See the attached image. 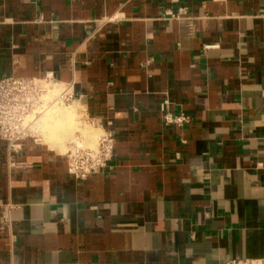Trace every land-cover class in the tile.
I'll use <instances>...</instances> for the list:
<instances>
[{"label": "crops", "instance_id": "0c3cea01", "mask_svg": "<svg viewBox=\"0 0 264 264\" xmlns=\"http://www.w3.org/2000/svg\"><path fill=\"white\" fill-rule=\"evenodd\" d=\"M11 76L71 86L116 144L77 180L0 139V264H264V0H0Z\"/></svg>", "mask_w": 264, "mask_h": 264}, {"label": "built area", "instance_id": "2783aa9c", "mask_svg": "<svg viewBox=\"0 0 264 264\" xmlns=\"http://www.w3.org/2000/svg\"><path fill=\"white\" fill-rule=\"evenodd\" d=\"M170 15L174 17L175 14ZM51 82L60 84L52 77L38 80L11 76L0 81V139L8 143L12 152L20 151L23 142L28 139H33L36 142L41 140L34 125L38 117L54 103L47 99L49 90L46 85ZM63 86L65 91L55 99V103L65 105L74 102L73 88ZM86 121L94 126L93 122ZM190 122L191 117L187 114L173 115L168 112L164 116L166 126L184 128ZM115 144L116 138L111 132H104L99 136L96 149L83 146L78 142H70L69 173L77 180H86L93 175L102 173L109 168L114 157ZM228 264L262 263L256 260H243L232 261Z\"/></svg>", "mask_w": 264, "mask_h": 264}, {"label": "rangeland", "instance_id": "374dc122", "mask_svg": "<svg viewBox=\"0 0 264 264\" xmlns=\"http://www.w3.org/2000/svg\"><path fill=\"white\" fill-rule=\"evenodd\" d=\"M50 85H51L50 83L47 85L48 86V89H51ZM57 87H58V89L57 90L55 89L56 92L55 91H52L51 92V90L49 91V95H48L49 97L47 99H49L50 101L54 102L49 107L50 109H52V107H59V106L64 107V108L66 107L65 109H73V106L74 107L76 106L77 108L80 107L79 106L80 103L75 102V101L74 102L67 103L65 105H60L58 103H55V99L61 94V91H62V87L63 86H58L57 85ZM54 92H55V94H54ZM49 108H48L47 111H45L41 115V119L39 120L38 125L36 126V132H38V135L41 138V140H43L44 144H47V145L50 144L51 146H53L52 148H55V151L54 152H56V150H57V151H60L62 153V155H65L66 152H69V149H68L69 146H68V144L70 142H72V141H77V139L80 138L79 141H77V142H79V143L81 142L82 143L81 145L86 146V147H89L91 149H96L97 144H98V138L101 135V132H100L99 129H96L94 126L90 125L85 120V115L83 113H81V112L76 117L77 119H75L76 120L75 122L78 123V128L76 127V129H74V127H73L74 122L73 123H70V124H68L69 125L68 126L69 128L66 131V133H68L67 134L68 136L66 138L62 137V139H60L59 136H62V134H64V133L61 134V132L59 131V134L57 133L58 135H56L55 137H52V139H51L52 141H49L48 140V136H46V130L44 129V123H45L44 118L46 116L45 114L47 112H49V110H50ZM69 120L71 121V118ZM80 128H84V130H87L88 132L87 131L86 132H82L80 130ZM91 136H94V138L91 139L90 138ZM57 137H59V138H57ZM89 138L91 139L92 143L89 142ZM55 144H56V146H55ZM67 149H68V151H67ZM68 155H69V153H68Z\"/></svg>", "mask_w": 264, "mask_h": 264}, {"label": "bare ground", "instance_id": "6f19581e", "mask_svg": "<svg viewBox=\"0 0 264 264\" xmlns=\"http://www.w3.org/2000/svg\"><path fill=\"white\" fill-rule=\"evenodd\" d=\"M51 84V83H50ZM51 85H53V84H51ZM47 86V85H46ZM55 86V85H54ZM59 86V85H58ZM48 87V86H47ZM51 87V89H48L49 91L51 90V92L52 91H55L56 92V90L58 89H56L55 87H53V86H50ZM56 89V90H55ZM65 91V89H64V86L62 87V91H61V93L62 92H64ZM55 92H54V94H55ZM57 94V93H56ZM53 95V94H52ZM79 103V102H78ZM76 107V106H75ZM74 106H73V109H65L64 107H61V106H59V107H52V109H50L49 110V112H47L45 115V118H44V121H45V123H44V129H46V133H48V130H47V127L48 128H54V130L57 132L58 130H61L60 128H62V126L64 125V124H67L66 126L68 127V124H70V123H73V122H75V119H77L76 118V112H74L75 110H76V108H75ZM81 107V106H80ZM82 110V109H81ZM66 115L68 116L67 117V120L65 119L66 118ZM69 118H71V119H73L72 120V122H70V120H69ZM41 119V116L40 117H38V120H37V122H36V124L34 125L35 126V130H36V126L38 125V122H39V120ZM65 119V120H64ZM74 125H75V123H74ZM65 126V125H64ZM65 126V127H66ZM83 129V130H82ZM81 129V131H85L86 132V130H84V128H82ZM64 131V130H63ZM88 132V131H87ZM84 134V133H83ZM47 135V134H46ZM53 135H54V132H51V134L50 133H48V136H50L51 138L53 137ZM58 135V134H57ZM55 137V136H54ZM60 138H62V137H60ZM91 139L92 138H94V136H91L90 137ZM79 139L80 138H78L77 139V141H79ZM77 141H72V142H77ZM79 143V142H78ZM79 144H82L81 142L79 143ZM47 146H49V145H47ZM68 146H69V144H68ZM94 146V145H93ZM50 147V146H49ZM53 147V146H52ZM54 149V148H53ZM68 149H69V147H68ZM68 149H67V151H68ZM68 153L69 152H66V154L65 155H68ZM68 157V156H67Z\"/></svg>", "mask_w": 264, "mask_h": 264}]
</instances>
